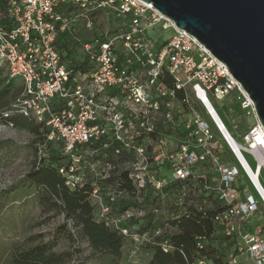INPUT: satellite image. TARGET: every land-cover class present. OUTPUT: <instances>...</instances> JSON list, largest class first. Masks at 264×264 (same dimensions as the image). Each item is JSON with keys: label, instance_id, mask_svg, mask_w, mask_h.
I'll return each mask as SVG.
<instances>
[{"label": "built area", "instance_id": "2783aa9c", "mask_svg": "<svg viewBox=\"0 0 264 264\" xmlns=\"http://www.w3.org/2000/svg\"><path fill=\"white\" fill-rule=\"evenodd\" d=\"M69 3L111 7L128 18L120 31L81 42L77 58L79 64L87 60L84 69L63 60L57 44L69 28L61 9ZM0 65L23 87L3 114L47 128L46 142H59L71 160L59 168L66 184L72 190L92 186L97 221L137 246L172 252L171 236L161 228L146 229L141 209L118 206L117 195L152 188L154 213L167 196L179 210L175 219L215 211V231L195 237L198 253L189 264H218L208 252L215 237L234 242L224 264H264V185L258 177L264 179V126L255 103L227 65L153 3L5 0ZM224 99L240 105L243 127L235 124L236 137L219 112L206 106ZM242 152L256 163L255 180L247 160L239 159ZM85 163L90 181L81 171ZM133 219L138 223L131 224Z\"/></svg>", "mask_w": 264, "mask_h": 264}, {"label": "rangeland", "instance_id": "374dc122", "mask_svg": "<svg viewBox=\"0 0 264 264\" xmlns=\"http://www.w3.org/2000/svg\"><path fill=\"white\" fill-rule=\"evenodd\" d=\"M61 9L69 20V28L65 33L61 32V42H66L65 48L72 50L78 56L82 41L102 34L116 33L128 23V18L119 15L117 10L111 7L81 8L69 3ZM20 86V81L10 79L7 68L0 65V99L1 102L6 103L5 106L0 107V112L11 109L12 103L20 93ZM212 101L216 111L236 137L237 130L243 127V122H240V117L243 116H240L239 103L227 99ZM16 118L27 119L19 114ZM236 123L238 129L235 128ZM34 124L36 125L37 122L34 121ZM40 132L41 135H36L29 129L21 128L16 124L12 126L0 120V264H10L12 254L17 248L30 247L39 242L49 244L58 253H67V264L147 263L150 259V249L147 246H137L131 238L124 239L120 259L95 252L81 228L74 227L72 219H67L64 213L41 204L44 187L31 183L27 174L36 165L42 162L47 164L49 155L62 153V150L59 142H46L44 129L40 128ZM220 142L224 146L222 141ZM42 146L45 148V155L41 151ZM244 156L252 169H255L256 163L251 156L247 153ZM44 158L46 160H43ZM232 162L236 163L233 159ZM61 164H71V160L65 156ZM81 171L85 172L86 180H92L93 175L88 163L81 166ZM261 180L264 185L263 177ZM253 192L259 200L257 193L254 190ZM156 196L152 188L143 193L119 194L118 206H121V211L129 207H138L144 212L146 229L161 228L165 233L173 236L178 228L173 226L171 221L177 217L179 210L175 209L167 196L159 213H154ZM90 199L96 217L99 207L93 198ZM259 202L261 203L260 200ZM138 220L133 219L131 224H137ZM229 254L230 250H227L225 261Z\"/></svg>", "mask_w": 264, "mask_h": 264}, {"label": "trees", "instance_id": "16d2710c", "mask_svg": "<svg viewBox=\"0 0 264 264\" xmlns=\"http://www.w3.org/2000/svg\"><path fill=\"white\" fill-rule=\"evenodd\" d=\"M4 1L0 0V8L4 6ZM61 41L62 35L60 33L57 44L63 54V60L72 59V64L80 65L76 68L84 69L87 65V60L79 64L78 54L65 48L66 42L62 43ZM165 81L170 86L172 85L171 80L166 79ZM22 90L23 87L21 85L20 93ZM177 96L183 98L184 92H177ZM1 100L0 107H3L6 103L4 101L1 102ZM4 110L7 111L8 109ZM4 110L2 111L5 112ZM3 112H0V120L29 129L36 135H41L40 128H42L46 139L48 130L43 124L37 123L35 125L34 121L26 118V120H18L16 118L18 114L6 117ZM48 157L47 160L49 162L47 164L42 162L33 167L27 174V178L31 183L44 187L41 204L64 213L67 219H72L74 227L81 228L83 235L95 252L109 254L116 259H120L122 257L124 236L105 223L95 219L94 206L90 201L92 186L87 184L72 190L66 184V177L59 170L60 166L63 165L61 161L65 158L63 152H56L55 155H49ZM43 160H46V158ZM214 213L215 211L210 209L207 210L206 214L197 212L193 216H182L172 220V225L178 228L177 233L170 238L175 249L167 253L160 246L149 245L147 247L154 253L151 260L145 264H189L198 253L195 237L197 235L211 236L215 231ZM233 243V241L223 237H219L217 241L215 237L213 241H210V246H208V252L212 255L210 257L218 264H224L226 251L231 249ZM216 252H218L219 257L216 256ZM67 256V253H58L49 244L39 242L30 247L17 248L12 254L10 264H67Z\"/></svg>", "mask_w": 264, "mask_h": 264}, {"label": "water", "instance_id": "95a60500", "mask_svg": "<svg viewBox=\"0 0 264 264\" xmlns=\"http://www.w3.org/2000/svg\"><path fill=\"white\" fill-rule=\"evenodd\" d=\"M222 61L264 126V0H144Z\"/></svg>", "mask_w": 264, "mask_h": 264}, {"label": "bare ground", "instance_id": "6f19581e", "mask_svg": "<svg viewBox=\"0 0 264 264\" xmlns=\"http://www.w3.org/2000/svg\"><path fill=\"white\" fill-rule=\"evenodd\" d=\"M206 106L210 109V110H212L213 108L215 109V106H213V104L211 105L209 102H206ZM216 110V109H215ZM238 156H239V159H240V161L241 162H243L244 163V159H246L245 158V156H244V153L242 152L241 154L240 153H238ZM248 162V161H247ZM252 168V167H251ZM253 171H254V175L250 172V174L252 175V177L254 178V180L256 179V176H257V171L255 170V169H252ZM258 177H259V179L261 180L262 178H261V175L259 174L258 175ZM263 195H264V193H263Z\"/></svg>", "mask_w": 264, "mask_h": 264}, {"label": "crops", "instance_id": "0c3cea01", "mask_svg": "<svg viewBox=\"0 0 264 264\" xmlns=\"http://www.w3.org/2000/svg\"><path fill=\"white\" fill-rule=\"evenodd\" d=\"M153 251H151V249H150V259H149V261L151 260V258H152V256H153Z\"/></svg>", "mask_w": 264, "mask_h": 264}]
</instances>
